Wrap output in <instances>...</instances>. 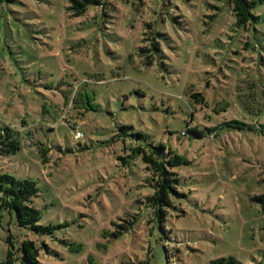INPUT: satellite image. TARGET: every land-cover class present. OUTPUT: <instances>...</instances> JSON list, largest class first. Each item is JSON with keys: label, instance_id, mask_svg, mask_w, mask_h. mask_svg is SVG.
<instances>
[{"label": "rangeland", "instance_id": "rangeland-1", "mask_svg": "<svg viewBox=\"0 0 264 264\" xmlns=\"http://www.w3.org/2000/svg\"><path fill=\"white\" fill-rule=\"evenodd\" d=\"M103 1L106 22L101 7L70 16L68 0H0V129L11 127L21 141L16 152L0 155V172L36 180L40 223L62 224L51 239L17 226L2 209L0 264L8 233L18 243L45 238L59 251L40 253L46 264H90L87 254L96 264L146 258L149 239L156 243L143 200L148 171L113 139L122 132L130 134L127 145L142 132L186 159L174 168L182 195L173 199L172 240L163 241L170 264L227 255L264 264V214L254 200L264 192V132L257 128L264 113H248L232 94L243 76L264 86V0H256L258 17L248 29L236 26L221 0H110L115 9ZM154 38L162 49H152L146 64L141 50ZM243 84L254 90L249 80ZM189 87L207 103L196 102ZM83 90L97 109L83 107ZM222 101L229 104L215 112ZM191 112L203 137L180 136ZM232 119L244 123H223ZM71 123L83 137L73 138ZM36 142L48 147L45 162ZM134 212L141 214L133 220ZM125 218L133 222L121 236L101 235L114 221L129 225ZM61 239L80 242L81 250L66 251ZM96 241L106 248L95 250Z\"/></svg>", "mask_w": 264, "mask_h": 264}, {"label": "trees", "instance_id": "trees-1", "mask_svg": "<svg viewBox=\"0 0 264 264\" xmlns=\"http://www.w3.org/2000/svg\"><path fill=\"white\" fill-rule=\"evenodd\" d=\"M108 1L110 3L108 7L115 9L112 2L110 0ZM221 1L223 3V7L230 10V14L233 16L236 26L248 29L251 23L256 22L258 17L256 11V0ZM68 2L67 10L69 11L70 16L76 17L83 15L87 12L89 6L101 7L104 22H106L105 17L109 16L106 13L103 0H68ZM214 7L219 10V7ZM179 15H181V13L179 14V12H177L176 17ZM182 20V24H184V18L179 20L177 23ZM154 33L156 36L163 34V32L160 31H155ZM160 43L161 42L157 40V38H154L149 42V47L142 48V55L150 57L145 61L146 64H151L154 59L151 52L152 49H162V45ZM146 50L148 51L147 54L145 53ZM162 62L164 63V61ZM93 76H95V81L101 80V77H99L97 73L93 74ZM248 80L249 85L254 89L252 92H250L249 87L247 88L243 84ZM258 84L259 83L256 80L243 76L240 81L235 82L232 94L235 95L237 102L241 103L242 107L248 113L255 114L256 116H262L264 113V86L261 87V85ZM187 93L192 96L196 102H200L203 105L207 103L205 101V96L193 87H189ZM81 96L84 97L81 99L84 100L83 107L85 109H97L98 103L94 101V97L91 92L83 90L80 92V97ZM70 100L72 101V98ZM64 101L66 103L68 102L66 95L64 96ZM227 104H229L227 101H222L221 104L217 103L214 108L215 112L225 108ZM193 118L194 114L191 112L188 118L185 119L186 131L182 130L180 136H185L186 133H189L192 137L204 136L203 130L197 123L193 122ZM203 118H205V116H203ZM223 123H227L229 126H241L244 122H241L238 119H232ZM71 124L74 130L77 126L74 128L73 125L75 123ZM124 127L125 126H122L123 129ZM248 127L251 128L250 125ZM257 128L264 132V125L258 124ZM213 129V126L207 128L208 131H212ZM32 135L33 134H31V136ZM129 135L130 134L127 132L117 133L114 135L113 139L120 138L123 142V148H125L124 150L126 151V148L130 150L126 156H139L148 171V183L144 185L148 187L143 200L146 202L145 209L148 210L147 222L152 223L148 228V233L156 242L151 245L149 239L150 246L146 253L147 256L145 259L140 261V264H170V259H168L166 246L163 241L164 237L169 236V238H171V234L169 235L172 231L171 225H173L171 211L175 208L173 199L175 196L180 197L182 195L177 187L179 184V178L178 173L174 170V168L186 163V159L174 148L166 147L163 142L155 144L153 141L148 140V137L142 132L132 133L133 137L139 139V141L133 142L131 145H127L125 141L126 137ZM32 138L25 142V145L33 144L34 142ZM142 138L143 141H140ZM37 144L41 159L45 162L47 160L48 147H45L41 143ZM20 146L21 141L15 131L9 126H3L0 129V155L12 154L16 152ZM39 192L40 190L36 180L29 177L17 178L8 173L0 172V212L3 209L8 211L9 214L13 213L17 226L29 229L38 234H48L52 239L55 237V229L62 226V224L55 225L52 223H40L41 211L39 207L35 205V198L39 195ZM254 200L258 202L261 211L264 214V192L254 196ZM140 214L141 213L134 212L132 214L133 220L140 216ZM133 220L125 218V222L129 224L127 226L125 223L120 224L118 221H114L113 223L115 228L113 231L104 230L101 235L103 237L110 235L113 238H117L123 234L124 230L128 231ZM117 227H122V229H118ZM61 241L64 242V248L66 251L78 252L81 250L82 245L80 242L68 243L65 239H61ZM6 243L7 249L4 264H46L41 261L40 253L55 256L59 253V251L50 246L49 242L45 238L26 237L18 243L13 234L8 233L6 236ZM95 245V250L97 251L106 248V243L102 241H96ZM160 245H163L165 251L161 250ZM86 260L90 264H96L92 254H87ZM208 264H242V262L234 255H227L212 258L209 260Z\"/></svg>", "mask_w": 264, "mask_h": 264}, {"label": "built area", "instance_id": "built-area-1", "mask_svg": "<svg viewBox=\"0 0 264 264\" xmlns=\"http://www.w3.org/2000/svg\"><path fill=\"white\" fill-rule=\"evenodd\" d=\"M80 137H83V133L76 127L73 131V138L79 139Z\"/></svg>", "mask_w": 264, "mask_h": 264}]
</instances>
